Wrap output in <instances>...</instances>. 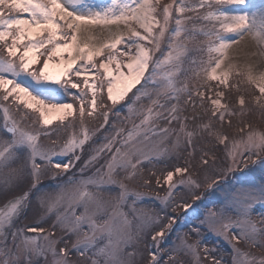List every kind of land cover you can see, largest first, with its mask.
<instances>
[{
	"label": "snow or ice",
	"instance_id": "snow-or-ice-1",
	"mask_svg": "<svg viewBox=\"0 0 264 264\" xmlns=\"http://www.w3.org/2000/svg\"><path fill=\"white\" fill-rule=\"evenodd\" d=\"M0 111V264H264V0H0Z\"/></svg>",
	"mask_w": 264,
	"mask_h": 264
},
{
	"label": "rangeland",
	"instance_id": "rangeland-1",
	"mask_svg": "<svg viewBox=\"0 0 264 264\" xmlns=\"http://www.w3.org/2000/svg\"><path fill=\"white\" fill-rule=\"evenodd\" d=\"M101 2H106V0H96V3H97V4H99V3H101ZM164 2H167V0H162V3H164ZM258 2H261V0H258ZM12 14H13V15H23L22 13H19V12H14V13H12ZM33 38H34V39H38L39 37H33ZM246 39H247V38H246ZM27 42H28V40H27V38H26V39H25L24 41H22L21 43H22V44H27ZM234 48H235V46H234ZM239 49H241V53H239L238 50H230V51H229V55H230L231 57H233L235 63H243V62L245 61V59H249L248 57H246V53H247V52H250V51H252V50H254V46L251 45L250 43L246 45L245 42H241V45H240ZM43 51H44L43 49H39V50H37V51H35V52H30V53H29V56L39 55V53H40V52H43ZM22 52H23V48H21L20 51L17 52V57H18ZM237 52H238V54H237ZM64 55H65V58H66V54H64ZM192 55L195 56V57H197V59H199V57H200L201 55H203V58H204L205 60L207 59V53H206V52L203 53V54L194 52V53H192ZM43 59H44V57H43V56H40V61H41V63H42ZM57 59H58V57L54 58V61H53V62H50V63H49V66H55V67H58L57 64H56V62H55ZM97 59H99V58H97ZM40 66H41V64H33V67H34V68H38V67H40ZM49 66H48V68H49ZM59 67H60V66H59ZM61 67H63V66H61ZM48 68H47V69H48ZM46 71L49 73L48 70H46ZM125 71H126V69H125ZM209 71H210V70H209ZM49 74H50V73H49ZM50 75H51V74H50ZM202 75H203V74H202ZM231 81H232V78L230 77V83H231ZM208 82H209L210 84H213V85L216 84V81H208ZM51 86H52L53 88L56 87V85H54V84L51 85ZM37 90L40 91V89H37ZM133 91H135V89H133ZM129 95H131V93H129ZM53 98H54V99H57V100L68 99L67 97H64L63 94H60L59 92H57V94H56ZM222 102H223V101H222ZM109 103H110V102H109ZM53 120L55 121V118H54ZM0 121H2V111H0ZM253 123L256 124V125H257L258 127H260V128H264V121L260 120L259 118H253ZM51 127L54 128V127H55V123H54ZM161 167H162V165H160V166L157 167V171H158V172H159V170H160ZM255 167H256L255 165H251V164L248 166L249 169H255ZM244 171L247 172L248 169H245ZM145 175H148V173L146 172ZM232 176L238 177V178H240L241 180H243V179L245 178V177H244V174L241 173V172H239V171L233 173ZM254 176H255V178H256V181L259 182V176H260V173H259L258 170H256V171L254 172ZM251 178H252V177H249V179H251ZM230 179H231V177H230ZM56 182H57V181H53V180H51L50 178L45 179V180L43 181V183H44L45 185H49V186L54 185ZM152 183H153V185H155V179H154V178H153ZM50 190H52V189L50 188ZM138 190H140V191H144V192H147L149 197H154V196H155L154 188H153V189L139 188ZM201 191H203V190H201ZM161 195H163L162 192H161ZM206 195H207V193H206ZM209 198H212V197H209ZM3 203H4V201H3L2 199H0V205H2ZM152 203H153L152 199L145 198V200H144V205H145V207H150V206L152 205ZM197 203H199V201H197ZM182 211H183V210H180L181 213H182ZM188 214H189V216H191V210H190V209L188 210ZM178 226H179V225H176V227H178ZM206 240H207V243H208L209 245H216L217 247L222 248L225 252L230 251L229 246H228L225 242H223L222 240H218L215 236H212L211 234H209V235L207 236Z\"/></svg>",
	"mask_w": 264,
	"mask_h": 264
},
{
	"label": "bare ground",
	"instance_id": "bare-ground-1",
	"mask_svg": "<svg viewBox=\"0 0 264 264\" xmlns=\"http://www.w3.org/2000/svg\"><path fill=\"white\" fill-rule=\"evenodd\" d=\"M238 52L241 53V49H238ZM237 52V54H238ZM49 71V73L56 78H60V74L63 71V67H55V66H49V68L47 69ZM219 71V70H218ZM119 87V85H118ZM55 117H53L54 119Z\"/></svg>",
	"mask_w": 264,
	"mask_h": 264
}]
</instances>
